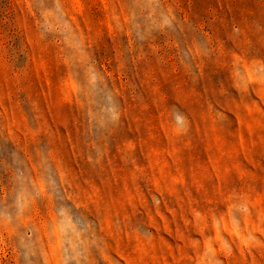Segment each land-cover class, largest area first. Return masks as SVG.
<instances>
[{
	"label": "rangeland",
	"instance_id": "374dc122",
	"mask_svg": "<svg viewBox=\"0 0 264 264\" xmlns=\"http://www.w3.org/2000/svg\"><path fill=\"white\" fill-rule=\"evenodd\" d=\"M0 264H264V0H0Z\"/></svg>",
	"mask_w": 264,
	"mask_h": 264
}]
</instances>
